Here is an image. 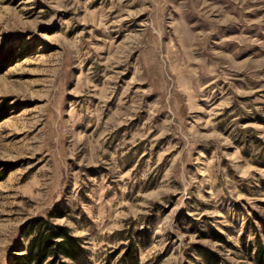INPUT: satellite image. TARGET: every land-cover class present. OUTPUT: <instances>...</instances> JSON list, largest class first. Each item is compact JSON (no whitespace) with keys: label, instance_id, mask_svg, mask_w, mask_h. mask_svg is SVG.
I'll use <instances>...</instances> for the list:
<instances>
[{"label":"rangeland","instance_id":"obj_1","mask_svg":"<svg viewBox=\"0 0 264 264\" xmlns=\"http://www.w3.org/2000/svg\"><path fill=\"white\" fill-rule=\"evenodd\" d=\"M49 214L88 264H256L264 0H0V264Z\"/></svg>","mask_w":264,"mask_h":264},{"label":"trees","instance_id":"obj_2","mask_svg":"<svg viewBox=\"0 0 264 264\" xmlns=\"http://www.w3.org/2000/svg\"><path fill=\"white\" fill-rule=\"evenodd\" d=\"M16 251L11 258L12 264H88L82 239L74 235L69 226L55 222L51 214L35 217L26 225ZM137 254L135 251V260L126 259L124 264H139ZM202 258L206 264H215L216 259L209 254L203 253ZM255 263L264 264V240L259 234Z\"/></svg>","mask_w":264,"mask_h":264}]
</instances>
